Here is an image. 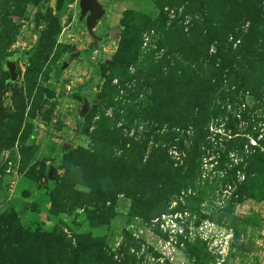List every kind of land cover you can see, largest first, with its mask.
<instances>
[{"label": "rangeland", "instance_id": "obj_1", "mask_svg": "<svg viewBox=\"0 0 264 264\" xmlns=\"http://www.w3.org/2000/svg\"><path fill=\"white\" fill-rule=\"evenodd\" d=\"M99 1L96 32L125 27L95 50L79 0H0V264H264V0ZM163 16L183 37L158 49ZM193 32L209 44L186 55ZM150 49L164 83L186 73L189 92L211 93L198 135L173 117L175 89L154 100L151 69L122 98L114 57ZM84 91L100 101L79 125ZM100 174L117 181L102 195Z\"/></svg>", "mask_w": 264, "mask_h": 264}, {"label": "trees", "instance_id": "obj_2", "mask_svg": "<svg viewBox=\"0 0 264 264\" xmlns=\"http://www.w3.org/2000/svg\"><path fill=\"white\" fill-rule=\"evenodd\" d=\"M166 1V0H164ZM178 1H184V0H167L166 2H168L171 5H175L178 3ZM194 5V0H191V4L189 6ZM163 8V7H162ZM148 22V24H147ZM147 22H145L144 24H141L140 26L135 25L136 28H134V31H143L144 29H152L153 26H155V22L153 23V21L151 19H149ZM160 22V26L158 27L159 31H164L166 32L168 35L165 36L164 38V42H158V49H161L164 46H173L176 42L181 41L183 36H180L181 34H177L175 31H172L170 29L166 30L165 29V16H163L162 20L159 21ZM49 32H46V35L41 36L39 39V43L37 45V47H41L40 44L43 43V46L46 44V42L44 41V39L47 37L46 40H50V42L52 41V36L55 35V33L57 32L58 29V25L57 23H52L49 26ZM123 27H125L123 25ZM174 25L171 26L170 28L173 29ZM42 33V32H41ZM192 35L194 36L193 38H189L188 39V44L185 45L183 42H181V49L185 52L186 55H189L191 53H195L198 52L199 49L205 45L209 44L208 41V37L201 39L199 35H197V33L193 32ZM208 35V33H207ZM3 38H0V40L3 41ZM168 38V39H167ZM48 42V44L50 43ZM136 40L131 41L128 46H130V48L128 49V51L130 49H133L135 46ZM219 51L222 52L225 48V42L223 40H219V43L217 44ZM152 49H150V51L148 52V56H144V58L142 59L141 62H139V60H137V56L135 58V56H133L134 53H137L138 51H133V53L130 56H115L114 59L117 60V66L122 67L123 69H121L120 73V85H121V90H124L126 93L122 95L123 99H131V96L133 95L132 91L133 89L135 90V93L137 92L138 88L143 86L144 83L141 82V80H143V77L141 76V74H139V72H143V70H150L151 69V76L154 79L151 81L152 77H148L147 74V81H151L152 86H153V93H154V100H158V97L162 91V89L164 91L166 90H171V89H175L173 94L169 95V98L167 99L168 101H170L171 103L173 102V105H175L176 103L179 105L178 106V111H175L176 114L173 117H177V119L179 121H182L184 124H182L183 127L185 128H189L190 126H192L194 128V135H198L199 132H201L204 128L205 123L207 122V120L209 118H211L212 113H215L216 110L210 109L212 106V98L210 97L211 93L209 94L208 92L198 95V93L196 92H192V91H188L187 90V86L186 83L188 85V81L189 79L186 76V73L183 75H179V76H170L167 80L166 83H164L162 75H161V71L159 69V64L164 61V57L159 59V64H155L153 62V52ZM158 51V50H155ZM26 53V52H25ZM219 55V54H218ZM133 56V57H132ZM132 57V59H130ZM125 60L127 61V64L125 62ZM215 61V59H214ZM224 61V59H223ZM179 62V61H177ZM217 63L214 62V64ZM134 65L136 68V71L133 74H130L128 71V67L129 65ZM160 64V67H161ZM31 68V67H30ZM175 69V68H174ZM1 72V70H0ZM112 77L109 79V81L111 82L113 79L114 75H117L118 72L116 71H112ZM176 75V71H172L170 74ZM133 80H135V88H133L134 86H131L130 84H132ZM221 83V82H220ZM220 83L218 84V86H220ZM5 84V83H4ZM193 85H195V83H192ZM4 85H0V89L3 87ZM137 87V89H136ZM151 87V86H150ZM117 94L119 95V89L116 90ZM84 94H86L85 96H88L87 92H83ZM83 95V94H82ZM97 97V96H96ZM98 100L100 101V98L97 97ZM166 99V97H164ZM233 98V97H232ZM85 99V98H84ZM98 101V102H99ZM96 104V103H95ZM156 105H147L145 110H148L150 108L149 112L154 111ZM158 106V104H157ZM92 109V108H91ZM132 111H129V118L126 117V119H128L129 121L132 120ZM84 119L80 120L79 119V125H82ZM111 138L113 139V133L111 134ZM111 138H109V140H111ZM143 142L146 143V141L144 140ZM262 156V155H261ZM264 156V154H263ZM262 156V157H263ZM92 179H94L95 185L92 184L91 186V182ZM111 184H116L117 181L116 180H112L109 179L105 176L100 174L99 178H94L91 176V178L89 179V183L91 188L95 191V193L97 194H105L107 191V187H109L110 183ZM249 193V192H248ZM102 222H106L108 221V218H106V216L104 215L102 220ZM101 263V262H100ZM97 263V264H100Z\"/></svg>", "mask_w": 264, "mask_h": 264}, {"label": "water", "instance_id": "obj_3", "mask_svg": "<svg viewBox=\"0 0 264 264\" xmlns=\"http://www.w3.org/2000/svg\"><path fill=\"white\" fill-rule=\"evenodd\" d=\"M79 5H80V19H86V26H87V30L88 33L93 37L95 44L97 46L98 41L101 39V37H99L96 34V28L99 24V22L106 16L107 14V9L105 8V6L99 1V0H79ZM19 16L15 17V20H18ZM118 32H122V28H115L111 31V36L115 37L117 35ZM78 53H74L72 54V57L77 56ZM9 73L11 74V77L13 80H15L18 77V72H17V63H16V58L12 57L7 64ZM98 98L96 97V99L94 100V102H98ZM91 102H89L88 100H85L78 118L80 120H83L86 115L88 114V112L91 110ZM72 147V145L70 143L65 142L62 145V150H69ZM55 167L51 166L50 170H49V176L52 177V175L55 172Z\"/></svg>", "mask_w": 264, "mask_h": 264}, {"label": "flooded vegetation", "instance_id": "obj_4", "mask_svg": "<svg viewBox=\"0 0 264 264\" xmlns=\"http://www.w3.org/2000/svg\"><path fill=\"white\" fill-rule=\"evenodd\" d=\"M79 6H80V5H79ZM105 8H106V7H105ZM80 20H81V19H80ZM102 20H103V19H102ZM102 20H101V21H102ZM81 21H85V24H86V19H83V20H81ZM101 21H100V22H101ZM100 22H99V23H100ZM98 25H99V24H98ZM86 27H87V26H86ZM97 27H98V26H97ZM118 28H119V27H118ZM120 28H122V30H123V26H122V25L120 26ZM96 29H97V28H96ZM114 29H115V28H114ZM111 31H112V30H111ZM111 31H110L109 34H107V35H101V34H99V33L96 32V34H97L99 37H101V39L98 41L97 46H96V44H95V41H94L93 37L89 34L90 37L92 38V45H93V47L95 48V50H98V49L101 47V44L104 42V40H106V38H108V37H112V36H111ZM121 33H122V32H121ZM119 34H120V32L117 33V35H119ZM117 35H116V36H117ZM116 36H115V37H116ZM76 53H78L77 56H80V55H81V52H76ZM72 54H74V53H72ZM72 54H71V57H72ZM77 56H76V57H77ZM12 57H15V58H16L17 69H18V60H17L18 58H17L16 56H11V58H12ZM11 58H10V59H11ZM10 59H9V60H10ZM109 59H112V58L109 57ZM66 64H67V63H66ZM87 95H89L90 97H89V98L86 97V98L83 100V103H84L85 100H88L89 102H91L92 105L95 104L96 102H94V100L96 99V95H95V94H93V96L90 95V94H87ZM97 103H98V102H97ZM82 105H83V104H82ZM92 105H91V108H92ZM81 107H82V106H81Z\"/></svg>", "mask_w": 264, "mask_h": 264}]
</instances>
